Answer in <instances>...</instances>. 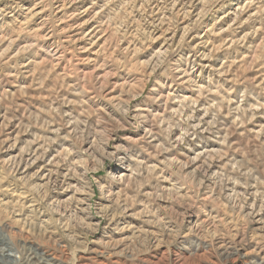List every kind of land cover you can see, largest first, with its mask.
I'll return each instance as SVG.
<instances>
[{
  "label": "rangeland",
  "instance_id": "rangeland-1",
  "mask_svg": "<svg viewBox=\"0 0 264 264\" xmlns=\"http://www.w3.org/2000/svg\"><path fill=\"white\" fill-rule=\"evenodd\" d=\"M0 264H264V0H0Z\"/></svg>",
  "mask_w": 264,
  "mask_h": 264
},
{
  "label": "bare ground",
  "instance_id": "bare-ground-1",
  "mask_svg": "<svg viewBox=\"0 0 264 264\" xmlns=\"http://www.w3.org/2000/svg\"><path fill=\"white\" fill-rule=\"evenodd\" d=\"M123 169H121V171H122ZM123 176V175H122ZM262 263V262H261Z\"/></svg>",
  "mask_w": 264,
  "mask_h": 264
}]
</instances>
